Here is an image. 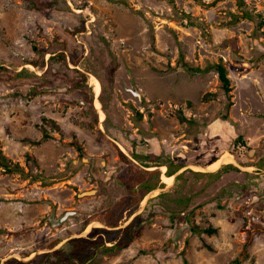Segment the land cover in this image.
<instances>
[{
    "label": "rangeland",
    "instance_id": "374dc122",
    "mask_svg": "<svg viewBox=\"0 0 264 264\" xmlns=\"http://www.w3.org/2000/svg\"><path fill=\"white\" fill-rule=\"evenodd\" d=\"M185 62H222L232 91ZM0 66V152L24 170L0 166V264L89 235L111 246L131 223L101 264H233L264 225V0H0ZM172 158L187 167L168 184ZM107 211L118 226L97 223ZM250 253L264 264V233Z\"/></svg>",
    "mask_w": 264,
    "mask_h": 264
},
{
    "label": "trees",
    "instance_id": "16d2710c",
    "mask_svg": "<svg viewBox=\"0 0 264 264\" xmlns=\"http://www.w3.org/2000/svg\"><path fill=\"white\" fill-rule=\"evenodd\" d=\"M249 17H251L250 14H247ZM184 67H187L190 69L187 65V63H183ZM4 68L0 66V71H2ZM190 70L194 72H207L210 70H216L219 74V78L222 82L223 89L226 93H230L232 91L231 86V79L229 77V73L227 70V67L222 63H216L211 64L208 67L202 69L200 67L191 68ZM211 93H208L207 95H210ZM139 116L142 117L143 114L138 112ZM228 118L227 116H225ZM180 120L183 122H186L187 119L184 116L180 117ZM236 146H243L247 152L250 153V155L253 154V149L248 145V143L244 140L243 136H239L236 141ZM78 152H79V158L81 159L80 165L83 163L84 158L87 156L84 148L81 145H78ZM138 156V155H137ZM89 161H92V157H88ZM217 161V160H215ZM213 161V162H215ZM212 162V163H213ZM0 166L8 170L9 172H18V173H24L23 168L20 167L18 163H13L6 155H4L2 152H0ZM165 166V165H164ZM162 167V166H161ZM229 170H239L234 164H227L224 168L218 169L217 172H215L213 175H216V177H219L222 172L229 171ZM175 172H173L172 169L169 168V170L166 172L168 176L173 175ZM200 174H207L210 175V173H203V172H197ZM145 193L150 192L153 187L148 186V184L144 185ZM98 190H89L88 192H85L84 194L91 195L93 193H97ZM144 198V194L139 197V200L142 201ZM112 219V213L110 211H107L105 213V216H96V221H99L103 223L104 225H107L109 227H116L118 226V221H111ZM176 216L174 214L171 215V220L173 223L178 224V221H175ZM189 218L186 217L185 220L188 222ZM178 220V219H176ZM217 229L213 227L208 228H201L199 226H193L190 229L191 235L194 234H215L217 233ZM137 231L134 229V225L131 223L129 226L125 228V234H123L118 240L114 241V243L111 246H108L106 244L105 239L102 236H99L96 238V236L89 235V239L87 238H74L71 239L65 244L63 247L58 248L56 250H53L51 252H45L42 254H37L34 258L24 261L19 260L17 258H11L6 261L5 264H101L104 257L106 256H115L119 255L124 249H126L130 243L133 241V239L137 235ZM264 233V225L259 222H253L250 229L247 230V236L246 241L243 245L242 251L239 253V255L233 260V264H245L251 256L250 253V246L252 245L254 238L257 234ZM115 240V239H114ZM60 242H56L51 246V250L54 249ZM211 248L210 246H207ZM93 248V249H92ZM29 256V255H28ZM25 256V257H28Z\"/></svg>",
    "mask_w": 264,
    "mask_h": 264
},
{
    "label": "crops",
    "instance_id": "0c3cea01",
    "mask_svg": "<svg viewBox=\"0 0 264 264\" xmlns=\"http://www.w3.org/2000/svg\"><path fill=\"white\" fill-rule=\"evenodd\" d=\"M157 145H158V143H157ZM157 145H153V148H154V152H152L153 153V155L154 156H156V157H158V158H160V156L162 155V151H159L158 150V148H157ZM143 151H145V149L144 148H142V152ZM137 153H139V152H137ZM145 153H146V151H145ZM142 155V154H141ZM137 158H143V156H138ZM146 159H149L147 156H146ZM173 160H170L169 159V161H168V163H164V162H162V164L160 165V166H167V171L169 170V168L170 169H172L173 170V172H175L173 175H170V176H175V180H176V177L178 176V175H180V173H182L184 170H185V168L187 167V165H185V164H187V163H185V162H177L176 161V159L175 158H172ZM215 161V160H214ZM185 163V164H184ZM145 171H147L149 174H154L155 173V171H156V169H157V166H148V167H145ZM175 180H174V182H175ZM155 189L153 188L150 192H148V193H144V198L146 197V196H148V194H150L151 192H153ZM146 192V191H145ZM97 223H101V222H99V221H97ZM103 224V223H102ZM60 244V243H59ZM58 244V245H59ZM57 245V246H58Z\"/></svg>",
    "mask_w": 264,
    "mask_h": 264
},
{
    "label": "bare ground",
    "instance_id": "6f19581e",
    "mask_svg": "<svg viewBox=\"0 0 264 264\" xmlns=\"http://www.w3.org/2000/svg\"><path fill=\"white\" fill-rule=\"evenodd\" d=\"M29 66H31L32 67V65H29ZM92 79H93V85H94V89H95V92H96V95H97V97L98 96H100V94H101V91H102V89H101V83H100V81L96 78V77H92ZM96 106H97V108L98 109H100L99 111H100V113H101V120H104L105 119V117H104V113H103V111L101 110V102L97 99V101H96ZM229 157V156H228ZM230 159V158H229ZM228 158H227V160H229ZM222 160H223V158H222ZM222 160H217V161H215V162H213L211 165H210V168L211 169H215L216 167H218L219 166V164H220V161H222ZM230 161H231V159H230ZM233 161V160H232ZM231 161V162H232ZM229 162V161H228ZM223 164V163H222ZM162 168V170L163 171H166V169H167V166H162L161 167ZM199 168H201V169H203L202 167H199ZM198 169V168H197ZM218 169V168H217ZM163 179H164V181L166 182V183H168V184H170L172 181H173V179H174V177H172V176H167L166 174H164L163 175Z\"/></svg>",
    "mask_w": 264,
    "mask_h": 264
},
{
    "label": "water",
    "instance_id": "95a60500",
    "mask_svg": "<svg viewBox=\"0 0 264 264\" xmlns=\"http://www.w3.org/2000/svg\"><path fill=\"white\" fill-rule=\"evenodd\" d=\"M206 172L207 171H210L209 169H206L205 170ZM75 212L74 211H69V212H67L63 217H62V219L60 220V221H64V220H66L69 216H71V215H73ZM101 225H103L104 226V224H102V223H100ZM61 245V244H60ZM60 245H58V246H56L54 249H52V250H47V251H53V250H56V249H58V247H60Z\"/></svg>",
    "mask_w": 264,
    "mask_h": 264
},
{
    "label": "flooded vegetation",
    "instance_id": "af4514ba",
    "mask_svg": "<svg viewBox=\"0 0 264 264\" xmlns=\"http://www.w3.org/2000/svg\"><path fill=\"white\" fill-rule=\"evenodd\" d=\"M160 168H161V166H160Z\"/></svg>",
    "mask_w": 264,
    "mask_h": 264
}]
</instances>
